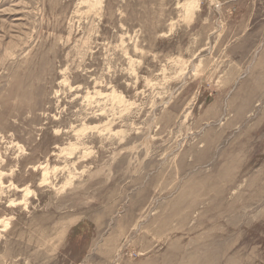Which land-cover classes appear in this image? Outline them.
Returning <instances> with one entry per match:
<instances>
[{"label":"rangeland","instance_id":"374dc122","mask_svg":"<svg viewBox=\"0 0 264 264\" xmlns=\"http://www.w3.org/2000/svg\"><path fill=\"white\" fill-rule=\"evenodd\" d=\"M0 264H264V0H0Z\"/></svg>","mask_w":264,"mask_h":264}]
</instances>
